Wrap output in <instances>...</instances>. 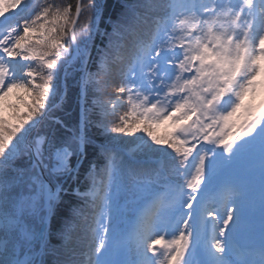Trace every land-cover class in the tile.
Returning a JSON list of instances; mask_svg holds the SVG:
<instances>
[{"label": "snow or ice", "instance_id": "1", "mask_svg": "<svg viewBox=\"0 0 264 264\" xmlns=\"http://www.w3.org/2000/svg\"><path fill=\"white\" fill-rule=\"evenodd\" d=\"M108 7L0 6V264H264V0Z\"/></svg>", "mask_w": 264, "mask_h": 264}, {"label": "trees", "instance_id": "2", "mask_svg": "<svg viewBox=\"0 0 264 264\" xmlns=\"http://www.w3.org/2000/svg\"><path fill=\"white\" fill-rule=\"evenodd\" d=\"M3 2V6H5L7 3L10 2V0H2ZM31 2V0H30ZM37 2L39 4H44L46 2H53L57 5H60L61 7L67 5V4H72L73 5V11H74V6L76 3V0H37ZM102 2L108 4V12H111L113 10L114 4H115V0H102ZM11 11H15L14 9H9V12ZM83 22V18L82 21ZM113 86H110L106 91L107 92H112L113 90ZM101 100L106 99L105 96H101L100 97ZM92 102V98L90 97L88 100V103L91 104ZM64 111L63 113H61V115L64 116V118L68 121L69 127H71L73 124L78 123L79 121V104L76 98V91H75V84L74 82L70 81V85H69V89L67 92V97L65 100V103L63 105ZM119 112L124 111L123 108L118 110ZM7 119H12V116L8 115L7 117H5ZM167 131V126L166 125H160L157 129L156 132L158 135L164 134ZM137 135H140V133H138ZM129 148H134L135 145L134 144H129L128 145ZM51 226V225H50Z\"/></svg>", "mask_w": 264, "mask_h": 264}, {"label": "rangeland", "instance_id": "3", "mask_svg": "<svg viewBox=\"0 0 264 264\" xmlns=\"http://www.w3.org/2000/svg\"><path fill=\"white\" fill-rule=\"evenodd\" d=\"M0 6H2V0H0ZM22 90H13L5 98L4 102L0 101V115L7 117L12 116L14 106L19 105L20 97H23ZM245 102L251 103L257 110L264 106V87H258L254 94L246 95Z\"/></svg>", "mask_w": 264, "mask_h": 264}]
</instances>
